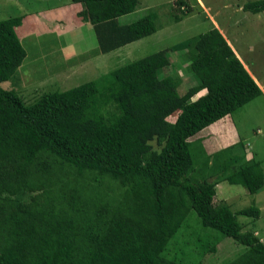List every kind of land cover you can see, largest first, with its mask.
Listing matches in <instances>:
<instances>
[{
	"label": "trees",
	"instance_id": "1",
	"mask_svg": "<svg viewBox=\"0 0 264 264\" xmlns=\"http://www.w3.org/2000/svg\"><path fill=\"white\" fill-rule=\"evenodd\" d=\"M65 1L56 6L81 4L70 12L92 25L95 52L157 30L151 10L120 22L140 0ZM175 3L181 15L192 11L187 0ZM242 10L264 12V0ZM24 17L0 19V264H182L164 252L191 210L202 228L244 246L224 264H264V242L238 221L258 219L259 207L233 211L214 201L221 181L257 193L262 161L246 158L242 141L197 160L189 140L263 95L221 31L212 27L27 104L1 86L26 56L15 30ZM169 51H184L195 79L183 94L181 77L164 74ZM159 139L156 150L151 142ZM205 241L202 251H215Z\"/></svg>",
	"mask_w": 264,
	"mask_h": 264
},
{
	"label": "rangeland",
	"instance_id": "2",
	"mask_svg": "<svg viewBox=\"0 0 264 264\" xmlns=\"http://www.w3.org/2000/svg\"><path fill=\"white\" fill-rule=\"evenodd\" d=\"M63 1L0 0V19L29 15L32 10L51 8ZM187 1L192 6V11L181 15L175 0H140L133 12L120 17L119 20L127 23L151 10L157 14L156 32L107 53L95 52L97 40L93 27L90 24L78 25L77 19H74L76 15L73 11L70 12L71 8L66 7V12L60 13L63 14L62 18L65 14L67 17L63 18L65 20L61 23L57 21V24L61 25L58 27L64 26L68 29L62 27L60 31L44 30L26 37L20 32L21 29L19 30L18 36L26 50V56L15 73L3 81L1 86L4 89L16 90L28 104L43 92L61 91L96 79L126 62L165 49L217 25L232 43L246 68L256 74L263 92L264 12L243 11L242 5L250 0ZM177 15H181L179 21H175ZM183 54L184 51H169L171 64L164 70V74L181 77L178 89L180 94L195 85V79L186 68ZM177 112L172 113L168 120L173 121ZM189 140L193 150L197 151V160L242 141L246 158L262 161L264 170V92L233 115L223 117ZM161 143L160 139L151 142L156 150L161 148ZM240 152H243L242 148L236 151ZM214 201L230 205L233 211L252 203L258 206V219L238 216V221L244 224L243 231L253 232L264 242V186L257 193L250 194L239 184L221 181L216 185ZM186 219L188 224L177 232L164 252L167 259L175 258L182 264H224L245 249L230 237H223L210 228H202L193 210ZM197 236L201 240H198ZM205 240L215 242V251H202L201 244L206 242Z\"/></svg>",
	"mask_w": 264,
	"mask_h": 264
},
{
	"label": "crops",
	"instance_id": "3",
	"mask_svg": "<svg viewBox=\"0 0 264 264\" xmlns=\"http://www.w3.org/2000/svg\"><path fill=\"white\" fill-rule=\"evenodd\" d=\"M66 2H68V1H65V2H62V3H66ZM66 7L73 9L75 13H76L77 10H80V8H82L81 4L72 3V4H68V5H64V6L61 5L59 7L58 6H54V7H51V8L43 9L40 12H36V13H34L33 12L34 10H32L31 14L25 15V17L23 18L22 24L15 28L16 33L18 34L19 30L21 29L20 32L23 35H25V37H26L27 35H30L31 33L32 34H37L39 32H43L44 30H47V32L52 31V30H58V31L62 30L63 29L62 27H64V26L58 27V26H61V25H58L57 21H60V23H61L62 21L65 20L63 18L67 17V15L64 13L65 15L62 18L61 16L63 14L60 13V11H62V13L66 12V10H64ZM42 15H44V17H40ZM59 18H61V19H59ZM76 23L78 25L90 24V22H88V21H80V20L78 22H76ZM215 26L218 27L217 25H215ZM64 29H68V28L64 27ZM218 29L221 31V29L219 27H218ZM221 33H222V31H221ZM224 37L226 38L227 42L230 44V46L234 50V52L237 55V57H239V59L242 61V63L245 66V63L243 62L242 58L240 57L238 52L233 47L232 43L229 41V39L226 36H224ZM250 74L252 75L254 80L257 82V84L260 86V84L258 83V80L256 78L257 77L256 74L254 75L251 72H250ZM260 88L262 90L261 86H260ZM203 92H204V90L199 91L197 96L201 95Z\"/></svg>",
	"mask_w": 264,
	"mask_h": 264
}]
</instances>
